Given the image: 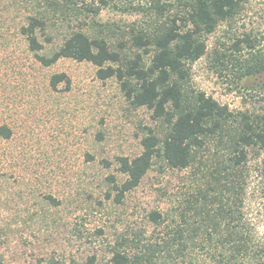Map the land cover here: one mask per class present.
Segmentation results:
<instances>
[{
	"label": "rangeland",
	"instance_id": "1",
	"mask_svg": "<svg viewBox=\"0 0 264 264\" xmlns=\"http://www.w3.org/2000/svg\"><path fill=\"white\" fill-rule=\"evenodd\" d=\"M182 10L178 0H0V127L12 132L0 136V264H86L93 254L107 264L104 244L122 232L150 236L148 214L175 211L194 184V169L172 170L157 160L121 203L109 199L127 178L118 158L140 155L144 134L160 132V124L147 107L131 105L115 77L99 79L92 63L63 58L42 65L24 29L33 18L43 22L40 55L79 31L114 49L129 46L132 54L134 31H152ZM249 37L253 49L239 42ZM206 41L207 54L190 66L191 86L233 111L264 112V73L243 77L264 58V0H249ZM60 73L69 77L68 89L52 87ZM263 161L264 151L252 152L246 210L264 241Z\"/></svg>",
	"mask_w": 264,
	"mask_h": 264
},
{
	"label": "trees",
	"instance_id": "2",
	"mask_svg": "<svg viewBox=\"0 0 264 264\" xmlns=\"http://www.w3.org/2000/svg\"><path fill=\"white\" fill-rule=\"evenodd\" d=\"M178 1L183 10L168 24L134 31L132 54L127 53L129 46L114 49L105 38L79 31L51 55H40L37 29L43 22L33 18L24 33L42 65L63 58L92 63L99 79L115 77L131 105L147 107L160 124V132L149 129L144 134L140 155L118 158L127 178L115 185L114 194L107 193L109 199L121 203L157 160L172 170L194 169V184L175 211L148 214L155 226L150 236L122 232L104 244L110 254L107 264H264V241L246 210L252 152L264 151V112L233 111L190 84V66L208 52L206 38L222 23L234 21L249 0ZM166 7L156 8L160 12ZM239 42L254 48L250 37ZM255 59L243 77L264 73V58ZM61 83L70 87L66 73L51 80L54 89ZM11 135L8 127H0V136ZM95 232L104 235L102 228ZM97 259L93 254L86 264H97Z\"/></svg>",
	"mask_w": 264,
	"mask_h": 264
}]
</instances>
